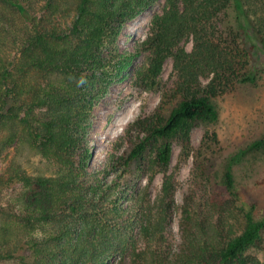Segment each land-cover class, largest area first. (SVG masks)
Returning a JSON list of instances; mask_svg holds the SVG:
<instances>
[{
	"label": "trees",
	"instance_id": "1",
	"mask_svg": "<svg viewBox=\"0 0 264 264\" xmlns=\"http://www.w3.org/2000/svg\"><path fill=\"white\" fill-rule=\"evenodd\" d=\"M155 2L0 0V157L15 148L0 173V196L19 186L14 201L0 205V263L107 264L119 254L123 264L129 254L131 264H141L152 250L137 249L134 228L148 243L163 245L174 194L166 174L172 144L179 141L187 155L193 126L217 118L212 97L260 78L248 66L254 45L246 49L245 40L252 37L264 49V0H165L162 12L153 14L140 43L150 51L147 75L156 78L171 56L181 97L165 117L141 126L144 136L121 158L129 165L153 145V162L165 174L151 203L143 193L132 201L117 179L106 182L98 172L88 177L90 155L83 144L95 101L105 96L109 77L129 65L130 55L114 65L105 61L102 48ZM70 14V26L61 28L58 16ZM188 38L190 51L180 46ZM202 76L208 78L204 85ZM24 146L49 163L48 174L23 168ZM262 151L264 136L228 159L221 183L231 202L219 205L216 225L198 215L192 220L185 209L181 220L191 233L184 249L172 255L157 247L149 263L264 264L248 252L264 242V216L255 214L254 202L240 201L233 175L243 157Z\"/></svg>",
	"mask_w": 264,
	"mask_h": 264
},
{
	"label": "rangeland",
	"instance_id": "2",
	"mask_svg": "<svg viewBox=\"0 0 264 264\" xmlns=\"http://www.w3.org/2000/svg\"><path fill=\"white\" fill-rule=\"evenodd\" d=\"M164 2L156 0L144 12L124 22L115 39L102 48L101 55L105 61L114 65L117 58L130 55L129 65L109 77L111 82L107 92L95 101L91 124L84 137L83 146L90 155L88 177L93 178V173L98 172V176L106 182L117 179L132 201L137 199L138 193H143L154 203L161 191L165 172L153 162V145L148 146L144 154L129 165L123 164L121 158L127 157L133 144L144 136L141 126L147 127L157 122L158 116L165 117L181 97L178 91L179 76L172 57L167 56L160 73L156 78H151L146 71L150 51L140 46L147 36L153 14L162 12ZM73 16H58L61 28L69 27ZM245 41L246 49L254 45L251 57H248V66L257 70L260 78L255 83H234L228 91L212 97L217 118L209 122L199 121L193 126L190 132L191 148L187 155L179 141L173 142L166 172L172 176L174 184L169 224L163 232V245L157 241L148 243V239L139 236L137 228L133 229L134 235L139 237L136 236L137 249L152 250L151 253L150 250L146 251L147 262L141 264H150L157 247H165L164 250L171 251L172 255L184 249L191 233L189 227L182 224L185 209L192 212V220L196 221L198 215L206 224L210 220L216 225V219L222 212L219 205L231 202V195L221 183L228 159L254 139L264 136V49L252 37ZM180 46L190 51L193 40L183 39ZM137 50L139 53H135ZM207 80L205 76L200 77L201 85ZM14 150L12 146L2 153L0 173ZM20 158L23 168L30 174L49 173V163L28 146L22 148ZM233 175L240 201L254 202L255 214L264 216V151L243 157L233 167ZM18 190L19 186H15L13 190L3 191L0 205L12 203ZM120 202L123 208L126 207L124 196ZM248 252L264 261V242L262 246L251 247ZM119 259L120 255L115 254L107 264H119ZM123 264H131L129 254L125 256Z\"/></svg>",
	"mask_w": 264,
	"mask_h": 264
}]
</instances>
